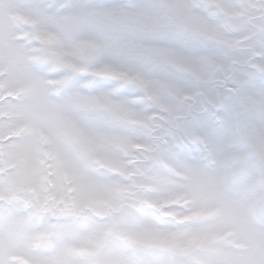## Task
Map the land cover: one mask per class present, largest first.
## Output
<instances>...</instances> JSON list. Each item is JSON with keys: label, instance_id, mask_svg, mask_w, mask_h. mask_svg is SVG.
<instances>
[{"label": "snow or ice", "instance_id": "1", "mask_svg": "<svg viewBox=\"0 0 264 264\" xmlns=\"http://www.w3.org/2000/svg\"><path fill=\"white\" fill-rule=\"evenodd\" d=\"M0 264H264V0H0Z\"/></svg>", "mask_w": 264, "mask_h": 264}]
</instances>
